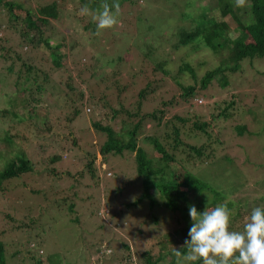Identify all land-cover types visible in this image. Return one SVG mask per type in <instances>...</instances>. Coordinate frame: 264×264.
Segmentation results:
<instances>
[{"label": "rangeland", "instance_id": "374dc122", "mask_svg": "<svg viewBox=\"0 0 264 264\" xmlns=\"http://www.w3.org/2000/svg\"><path fill=\"white\" fill-rule=\"evenodd\" d=\"M14 1L31 13L50 1L56 3L58 16L49 22L45 35L50 36L51 44L63 41L66 45H59L55 50L58 55L65 56L61 60L66 61V65L60 68L64 71L61 74L75 76V70L70 68V53L71 50L81 51L77 57L81 62L82 58L85 59V67L90 66L94 79L103 74L112 79L108 80L110 89L104 92H107V101L113 107L118 106L117 100L121 96L125 97L124 105L128 103L129 96L130 100H136L138 90L153 76L161 80H153L155 87L151 99L158 102L172 95L176 99L173 107L166 108V118L173 113L188 111L190 116L197 111L207 120L213 111L211 106L217 105L229 93L219 92L213 84L192 98L190 105L180 106V90L170 77L182 60L192 64L196 78L218 65L216 56L206 48L192 52L189 46L174 47L177 28L190 27L191 24L183 14L192 19L203 12L214 14L209 11L215 4L214 0H137L131 6L123 2L119 6L116 25L99 32L91 14L100 10L104 2L111 6L113 0H98L93 7H90V0ZM84 6L89 9L88 14L81 11ZM1 18L4 21V17ZM232 23V34L238 35L240 28H235V18ZM14 33L13 29L0 24V37L9 38L12 46L16 41ZM76 43L80 48L76 47ZM71 44L75 48L69 50ZM21 46H16V50H20L21 55L22 52L31 55L37 67L43 70L55 67L44 49L30 50L28 46ZM146 48H150L149 58L154 64L157 60L166 62L164 68L170 71L168 75L151 72L152 60L138 53V50L144 52ZM238 65L239 69L229 72L225 79L232 82L230 86L235 90L236 97L241 99L246 96L235 104L234 119L224 124L215 121L213 124L216 127H211L213 132L220 130L218 138L223 145L221 149H216L215 161L202 166L198 163L194 169V174L211 184L219 195L212 197V194L204 192L206 201L203 195H197L190 199L189 205H184L187 211L194 205L202 212L205 207L226 204L233 212L230 229L235 231L242 230L253 207H264V58H255L250 63L243 59ZM11 78L4 72L0 73V169L10 155L24 153L32 163L30 183L39 188V194H23L21 189H28L27 185L21 187L20 184L27 180L25 176L10 181L5 195L0 194V241L6 247V264H33L35 260H41L43 264H145L146 260L149 264H177L175 250L184 249V241L189 239L187 234L192 224L189 212L185 218L178 214L173 216L160 205L149 208L146 200L127 206L140 195L142 189L133 170L132 155L130 153L124 159L109 156L101 163L102 155L98 151L101 138L99 140L90 127L91 119L99 117H94L89 106L91 102L83 106L73 100L75 106H80V114L72 122H66L64 116L70 113L71 108L64 102L63 91L51 92V88L47 90L46 86L45 102L36 105L30 115L31 122L23 117L25 110L19 107L23 121L14 125L15 122L5 114L12 100L20 98L11 85ZM218 79V76L214 77L215 82ZM180 80L183 84L192 81L186 73ZM122 85L127 89L118 92ZM79 87L83 89L82 84ZM102 89L101 86L93 87L92 101H96ZM48 91L50 94L47 95ZM198 98L202 100L199 104L196 102ZM54 100L59 109L52 106ZM153 104L145 102L141 110L150 111ZM47 120L50 121V132L37 134L39 137L50 136L47 140L49 144L40 148L37 144L42 140L35 136L32 126ZM232 123L243 124L244 134L235 135L230 127ZM162 129V123L155 125L149 122L144 126L143 133L152 135ZM3 134L14 142L11 150H7L5 141L1 139ZM139 144L155 164L151 146L141 139ZM84 150L95 155L93 176L84 170V159H81ZM52 154H57L59 159L49 164ZM52 169L61 173L57 176L47 173ZM149 193L156 196L154 189H150ZM56 198L59 205L54 204ZM157 201L160 203L159 198ZM69 203L73 206L72 213L68 212ZM27 214L28 217L35 215L37 221L27 228L17 229V222ZM29 242L34 246H30ZM122 244H126L128 250ZM142 251L145 252L141 255ZM12 252L15 255H11Z\"/></svg>", "mask_w": 264, "mask_h": 264}, {"label": "trees", "instance_id": "16d2710c", "mask_svg": "<svg viewBox=\"0 0 264 264\" xmlns=\"http://www.w3.org/2000/svg\"><path fill=\"white\" fill-rule=\"evenodd\" d=\"M97 1L90 0V7H93ZM214 1V6L209 8V11L214 12V14L203 12L195 19L187 18V14H183L191 24L190 27L179 26L177 28V39L174 47L189 46V50L192 52L200 48H206L216 56L219 61L218 65L196 78L192 64L182 60L177 65L175 74H170L174 84L180 90V106L183 104L190 105L192 98L198 96L202 90L213 84H216L219 92L229 91L227 97L221 98L217 105L211 106L213 111L210 113V118L204 120L197 111H194L190 116L188 111H184L182 113H173L166 118V108L173 107L176 99L173 95L169 98L159 99L158 102L151 99L155 87L153 80H161V78H156V76L147 79L143 87L138 90L136 100L133 101V98L130 100L129 96L128 103L124 105L125 97L121 96L117 100L118 106L113 107L107 101V92H104L110 89L108 80L112 79L107 74L94 79L91 70H89L90 66L85 67V59L82 58L83 62H81L77 57V54L79 56V53L82 52L71 50L75 48L74 44L68 47L71 50V57L69 59L67 56V59L71 63L70 68L76 72L75 76L68 75V73L65 76L61 74L64 71L60 68L66 62L61 60L65 56L58 55L55 50L59 45H66L63 41L51 44L50 36L45 35L49 22L58 16V6L54 1L38 6L35 12L31 13L14 0H0V17H4V21L1 18L0 24L2 26L5 25L6 28L13 29L16 36L14 46L11 45L9 38L0 37V73L4 72L7 76L12 77L10 80L11 85L20 96V98L12 100L10 108L5 112L6 116L12 122H15L14 125H17L18 122L23 121L18 111V108L22 107L26 113L23 117H26L27 121L31 122L30 115L33 114L36 105L40 102H45L43 95L47 92L46 86L47 90L48 87L51 88V92L63 91L64 102L71 108L70 113L64 116L66 122H72L80 114L81 108L80 106H75L73 100L83 106L90 101L89 106L92 108L94 117H99L91 119L90 127L97 138L99 140L101 138L98 144V151L102 155L101 163H104L109 156H120L121 159H124L130 153L132 155L133 170L137 179L140 180L142 189L140 195L128 203L127 206H135L142 200H146L149 208H152L155 204L157 206L160 205L162 209H165L173 216L178 214L179 217L185 218L189 211L186 210L184 205H189L191 198L193 199L197 195L207 196L204 192L212 194V197H218L219 195V192L211 184L194 174V169H196L198 163L202 166L207 162L212 163L215 161L216 149H221L223 145L222 140L220 141L218 138L220 130L213 132L211 127H216V124H213L215 121L224 124L234 119V114H236L235 104L246 96L244 95L241 99L236 97L235 90L231 89L230 86L232 82L227 81L225 77L229 72L232 73L239 69L238 64L243 59L248 60V63H250L255 58H264V0H247V4L242 10L234 6L235 0ZM117 2L119 6L123 2H127L131 6L137 0H117ZM240 15H243V17L241 18ZM234 18L237 22L235 28L237 29L236 26L240 28L238 35L232 34L234 33L232 32V20ZM6 43L9 45H6ZM78 44L76 43V47H79ZM21 45L23 47L28 46L30 50L44 49V52L51 56L49 58L50 63L54 64L55 67L49 66L48 70L37 67L31 55L23 52L21 55L20 50H16V46L22 48ZM138 53H143V56L145 55L149 58L150 48H146L144 52L138 50ZM149 59L153 62V59ZM55 61L58 62L56 63ZM157 61L156 64L153 62L151 72L154 75H157L156 72L168 75L170 71L164 68L166 62ZM184 73L188 74V77L192 80L191 83L183 84L180 82V77ZM215 76L219 78L216 82L214 80ZM75 80H78V82H75ZM81 84L83 89L79 87ZM94 86L103 87L98 92L97 95L100 96L96 97V101H92L94 99L92 93ZM120 88L118 92H123L127 89L125 85ZM72 93V96L69 95ZM48 94H50L49 91ZM148 101L154 103L151 110L142 111L143 104ZM55 103L56 101L54 100L52 106L59 109V105ZM106 114L109 115L106 116ZM149 122H153L155 125L162 123V131H156L157 133L152 135L143 133L144 126ZM231 125L230 127L234 130L235 135L244 134L245 126L243 124L232 123ZM32 127L36 137H39L37 133L50 132L51 129L50 121L48 120ZM49 137L42 135L39 137L42 142L37 145L40 148L47 146ZM1 139L5 141L7 150H11L14 145L12 139L7 134H3ZM140 139L147 142L153 149L155 164L152 163L151 158L147 156L144 148L139 144ZM94 158V154L85 150L81 154V159H84V170L90 176H93L95 172L93 167ZM58 159L59 156L57 154H52L49 164L56 163ZM32 171V163L24 153L19 152L18 154L10 155L0 169V194L5 195L6 191H8L9 182L22 176H25L27 180L21 181V187L23 185L28 187V189L25 187L21 189L24 192L23 194H39V188L32 186L30 183L32 180H30L31 177L29 175ZM57 171L52 169L51 171L48 170L47 173L57 176L58 173H61L60 170V172ZM66 173L69 174L68 172ZM150 189L155 190L156 196L150 195ZM158 198L160 203L157 201ZM56 199L54 204L59 205V200L58 198ZM204 201H206V198ZM72 207V203H69L67 206L69 213H72ZM27 213H29L28 210ZM38 214L39 212L36 216ZM30 215L32 214L30 213ZM28 216L29 214L22 215V219L17 222L15 227L17 229L27 228L28 225H32L37 221L35 215L32 217ZM156 221L157 218H155L154 222ZM29 243H31L30 246H34V243ZM30 246L28 247L30 248ZM122 246L128 250L126 244H122ZM185 250L186 248L180 251L184 253ZM144 252L142 251L141 255ZM5 253L6 247L0 241V264H6ZM25 253L29 255L30 252L26 250ZM11 255H15V252H12ZM194 263L202 264V261L198 260ZM33 264L43 263L41 260H35ZM145 264H149L148 260L145 261Z\"/></svg>", "mask_w": 264, "mask_h": 264}, {"label": "clouds", "instance_id": "9594fccd", "mask_svg": "<svg viewBox=\"0 0 264 264\" xmlns=\"http://www.w3.org/2000/svg\"><path fill=\"white\" fill-rule=\"evenodd\" d=\"M246 4L247 0H235L234 6L243 8ZM119 10V3L113 0L111 6L104 2L100 10L92 13L97 31L115 26ZM81 11L89 13L87 6ZM232 215L226 204L205 207L202 212L190 206L189 239L183 244L186 252L175 250L177 264H192L198 260L202 264H264V207H253L239 231L230 229Z\"/></svg>", "mask_w": 264, "mask_h": 264}, {"label": "built area", "instance_id": "2783aa9c", "mask_svg": "<svg viewBox=\"0 0 264 264\" xmlns=\"http://www.w3.org/2000/svg\"><path fill=\"white\" fill-rule=\"evenodd\" d=\"M196 102L197 104L201 103L202 102L201 98L196 99Z\"/></svg>", "mask_w": 264, "mask_h": 264}]
</instances>
